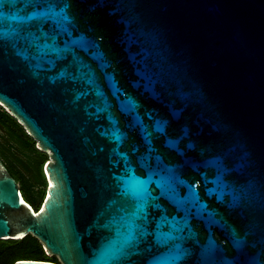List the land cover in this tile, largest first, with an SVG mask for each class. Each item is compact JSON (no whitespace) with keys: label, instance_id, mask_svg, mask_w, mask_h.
Wrapping results in <instances>:
<instances>
[{"label":"water","instance_id":"water-1","mask_svg":"<svg viewBox=\"0 0 264 264\" xmlns=\"http://www.w3.org/2000/svg\"><path fill=\"white\" fill-rule=\"evenodd\" d=\"M0 106L49 155L37 210L0 160V241L264 264V0H0Z\"/></svg>","mask_w":264,"mask_h":264},{"label":"trees","instance_id":"trees-1","mask_svg":"<svg viewBox=\"0 0 264 264\" xmlns=\"http://www.w3.org/2000/svg\"><path fill=\"white\" fill-rule=\"evenodd\" d=\"M0 126L4 131L2 137L6 140L5 152L2 153L7 161L6 167L12 171L14 177L21 180L25 201L38 209L40 206L34 204L35 198L30 193L34 188H41L39 196L43 202L47 185L43 169L47 160L36 148V142H30L32 138L25 129L1 106ZM23 169L27 171V181L24 180L21 172ZM18 260H39L60 264L56 257H48L41 243L31 235L18 241H0V264H13Z\"/></svg>","mask_w":264,"mask_h":264},{"label":"flooded vegetation","instance_id":"flooded-vegetation-1","mask_svg":"<svg viewBox=\"0 0 264 264\" xmlns=\"http://www.w3.org/2000/svg\"><path fill=\"white\" fill-rule=\"evenodd\" d=\"M4 131H3V129L1 128V126H0V160H1V162L4 164V166L6 167V164H7V161H6V159L4 158V156L2 155V153L3 152H5V150H4V146H5V138L4 137H2V133H3ZM6 169H7V172L10 174V176L18 183V185H19V190H20V192H21V194H22V196H23V186H22V182H21V180H19V179H17L16 177H14V175H13V173H12V171H10L7 167H6ZM21 172L23 173V176H24V180L25 181H27V171L25 170V169H23V170H21ZM23 198H24V196H23ZM25 200V199H24ZM35 210H37L35 207H33ZM39 209V208H38Z\"/></svg>","mask_w":264,"mask_h":264},{"label":"rangeland","instance_id":"rangeland-1","mask_svg":"<svg viewBox=\"0 0 264 264\" xmlns=\"http://www.w3.org/2000/svg\"><path fill=\"white\" fill-rule=\"evenodd\" d=\"M10 115V114H9ZM11 116V115H10ZM27 133V132H26ZM30 142H36V141H34L33 139L30 141ZM37 148V147H36ZM41 152V151H40ZM42 154H43V156L45 157V159L48 161L49 160V155L47 154V153H45L44 154V152H41ZM42 156V157H43ZM43 157V158H44ZM47 183V182H46ZM47 186V185H46ZM41 188H34L32 191V193H30L31 195H32V197H34L35 198V200H34V204L35 205H39V206H41V203H42V200H40V194H41ZM45 196H46V191H44V198H45ZM37 199H38V203H36L37 202ZM43 201H44V199H43ZM45 252V251H44ZM46 254V253H45ZM49 257V256H48Z\"/></svg>","mask_w":264,"mask_h":264}]
</instances>
